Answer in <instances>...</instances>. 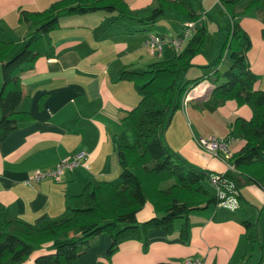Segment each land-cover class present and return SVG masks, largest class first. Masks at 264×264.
Wrapping results in <instances>:
<instances>
[{
	"label": "crops",
	"instance_id": "0c3cea01",
	"mask_svg": "<svg viewBox=\"0 0 264 264\" xmlns=\"http://www.w3.org/2000/svg\"><path fill=\"white\" fill-rule=\"evenodd\" d=\"M51 1L0 0V37L13 41L8 53L22 45L28 30L27 21L18 18L19 9H41ZM125 1L138 17L148 14L156 2ZM199 2L205 6L212 0ZM204 6L205 12H209L215 3ZM167 15L171 22L164 23L156 32L175 33L180 29L182 17L173 10ZM138 17L120 15L114 9L62 14L59 25L48 32L51 47L21 71L20 103L32 118L20 122L0 140V222L17 216L41 226L49 218L64 215L68 211L67 194L79 192L88 181L118 179L117 147L134 139L130 120L124 115L140 97L132 80L120 77L119 71L145 68L155 59L171 57L175 51L164 44L159 55L150 52L143 38L148 31L145 25L154 21L142 22ZM237 19L251 39L246 55L257 74L255 84L264 88V7L253 8ZM197 59H201L198 53L192 63ZM201 61L206 62V58L202 56ZM201 64L198 63L202 72H210L207 77H211L214 68L210 70ZM209 96L210 92L195 96L184 106L176 107L165 138L178 153L210 175L228 173L244 200L241 212L240 207L233 210L219 204L194 209L189 214L186 239L180 236V221L176 220L171 232L161 228L150 230L145 248L136 238L121 241L110 259L106 258L110 236L100 231L89 239L83 252L62 264H179L180 258L189 254L201 256L207 264H237L244 245V226L239 218L244 215L255 218L256 229L261 232L260 248L264 242L263 188L228 158L212 154L197 141L201 135L226 134L228 122L236 115L248 118L251 109L234 99L207 108ZM222 118L229 120L223 123ZM242 142L240 135L230 136V152ZM79 150L86 153V164L65 169L58 180L44 177L30 184L24 181L34 169L52 167L60 158ZM206 184L211 191L216 190L210 180ZM153 213L146 201L136 216L142 220ZM43 244L50 246L51 240ZM34 255L35 251L17 264H35Z\"/></svg>",
	"mask_w": 264,
	"mask_h": 264
},
{
	"label": "trees",
	"instance_id": "16d2710c",
	"mask_svg": "<svg viewBox=\"0 0 264 264\" xmlns=\"http://www.w3.org/2000/svg\"><path fill=\"white\" fill-rule=\"evenodd\" d=\"M220 1L229 21L218 53L209 63L201 64L214 65L209 78L207 74L210 72L205 70L185 77V71L208 33L205 15L209 13L199 1L195 7V0H156L149 13L139 17L125 0H52L41 9H19L18 18L28 24L22 45L8 53L13 41L0 37V140L20 122L32 118L31 112L20 103L23 95L20 74L51 47L48 32L59 25L60 15L114 9L120 15L135 16L142 22L154 21L166 9L173 10L183 20L196 18L201 12L204 15L201 24L171 57L155 59L139 70L123 68L119 71L120 77L132 80L140 97L124 115L130 120L134 139L117 147L118 179L88 181L79 192L67 194L68 211L64 215L49 218L41 226H34L17 216L1 220L0 264L20 263L34 251L35 264H62L83 252L89 239L100 231L110 236L106 248V258L110 259L121 241L136 238L145 248L150 230L161 228L171 232L176 220L180 221V236L186 239L190 212L217 204V187L208 170L188 161L167 142L165 129L173 110L181 105L183 94L202 78L214 83L210 96L215 105L226 99L249 105L250 116L236 115L224 135H240L242 144L228 157H219L228 158L264 190V88L255 84L257 74L251 69L246 55L251 39L237 19L238 15L253 8L264 7V0ZM225 51L229 62L220 71L216 64ZM218 174L225 178L223 188L237 189L238 205L232 209L244 208V200L231 176L225 172ZM206 179L215 185L216 190L208 188ZM146 201L154 213L138 220L136 212ZM239 221L244 226V245L237 264H260L264 242L260 243L259 258L251 260L258 240L255 221L249 215L241 216ZM48 240H51L50 246L43 244ZM44 246V250L37 251Z\"/></svg>",
	"mask_w": 264,
	"mask_h": 264
},
{
	"label": "built area",
	"instance_id": "2783aa9c",
	"mask_svg": "<svg viewBox=\"0 0 264 264\" xmlns=\"http://www.w3.org/2000/svg\"><path fill=\"white\" fill-rule=\"evenodd\" d=\"M204 12H201V15L196 18H189L182 21L181 27L177 33H168V32H153L147 31L144 38L143 44L148 48L150 52H155L158 55L160 54L164 44H169L175 51H178L187 38L192 34L195 28L201 24ZM211 82L208 78H202L195 85L190 87L182 96L181 105H185L188 100L195 96H201L208 94L211 90L209 88ZM195 89V90H193ZM197 141L202 146V148L208 150L216 156L228 157L230 151L227 148V143L229 141L228 136L217 135V134H207L206 136H199ZM87 155L83 150L74 152L73 154L64 156L60 158L54 166L49 168H36L34 169L29 176H27L24 181L30 184L33 180H38L44 177H51L58 180L62 172L65 169H70L76 165L86 164ZM211 181L217 187V204L227 206L229 208H235L238 205V198L236 195V188L232 187L230 190H226L222 187V181L225 178H221L218 173L211 175ZM157 264H162L161 262ZM179 264H207L204 259L199 255L189 254L180 260ZM260 264H264V253L262 261Z\"/></svg>",
	"mask_w": 264,
	"mask_h": 264
},
{
	"label": "rangeland",
	"instance_id": "374dc122",
	"mask_svg": "<svg viewBox=\"0 0 264 264\" xmlns=\"http://www.w3.org/2000/svg\"><path fill=\"white\" fill-rule=\"evenodd\" d=\"M198 1H200V0H195V2H193L195 7H197L196 2H198ZM204 1L207 2V0H204ZM240 1H243V0H240ZM213 3H215V6L212 8V10H209V12H207L209 14L205 15L208 33L206 35V38H205V41H204L202 47L198 51V55L201 57V59H199V60L197 59L198 62L194 61V63H192L188 67V69L185 71V77H190L192 75L194 76L195 73L202 72L203 69H202V67H200L198 65V63L199 62H200V64L201 63H204V64L209 63V61L218 53L219 44H221V42L225 36V27L228 25V21H229L228 14L224 10V8L222 7L220 0H212V3H205V6L211 5ZM170 10L171 9H166L159 16H157V18L154 20L153 23L146 24L145 29H148V31H157V30H159L160 27H162V25H164V23H170L171 19L167 15L168 11H170ZM217 39H218V41H217ZM202 56H204L206 58V62L201 61ZM196 58H199V57L197 56ZM228 62H229V58L227 55V51H225L222 59L216 65L218 66L219 70L222 71L228 65ZM208 67L210 70H212L214 65L209 64ZM207 100L208 101L206 102V107L210 108V105L214 104L213 98L211 96H209L207 98ZM226 119H227V121L229 120L228 118H222L223 123H225ZM233 119L228 122V130L226 132L229 131V128H230L229 123L231 121H233ZM224 135H226V134H224ZM227 148L229 151H231L230 148L232 149L231 146L228 147V144H227ZM209 189H211V188H209ZM241 209H242V207H240L238 209L239 210L238 212H241ZM253 220L255 221V218ZM260 234H261V232H258V230H257L258 240L256 241L253 252H252V256H251L252 261L257 260L259 254H260V248H259V240H260L259 235ZM262 240H263V238H262Z\"/></svg>",
	"mask_w": 264,
	"mask_h": 264
},
{
	"label": "water",
	"instance_id": "95a60500",
	"mask_svg": "<svg viewBox=\"0 0 264 264\" xmlns=\"http://www.w3.org/2000/svg\"><path fill=\"white\" fill-rule=\"evenodd\" d=\"M212 86H210L209 88H211ZM201 96H203V95H201Z\"/></svg>",
	"mask_w": 264,
	"mask_h": 264
},
{
	"label": "bare ground",
	"instance_id": "6f19581e",
	"mask_svg": "<svg viewBox=\"0 0 264 264\" xmlns=\"http://www.w3.org/2000/svg\"><path fill=\"white\" fill-rule=\"evenodd\" d=\"M193 90H195V89H193Z\"/></svg>",
	"mask_w": 264,
	"mask_h": 264
}]
</instances>
